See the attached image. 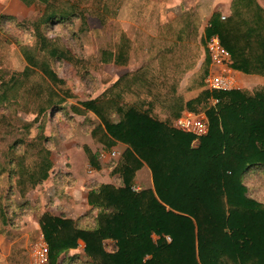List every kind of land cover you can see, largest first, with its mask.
Segmentation results:
<instances>
[{"label": "trees", "instance_id": "obj_1", "mask_svg": "<svg viewBox=\"0 0 264 264\" xmlns=\"http://www.w3.org/2000/svg\"><path fill=\"white\" fill-rule=\"evenodd\" d=\"M41 2L48 11L44 23L80 17L77 5L57 10L53 0ZM212 36L230 56L231 70L264 78V9L257 0H232L224 19L219 13L211 15L201 40L202 79L210 62L206 41ZM129 49L128 41L122 40L116 52H102L101 61L125 66ZM48 52L54 59L72 63L65 49L52 47ZM40 72L61 83L47 66L41 65ZM130 76L115 81L105 98L81 102V108L69 106L71 114L64 105L72 95L51 90L50 98L35 112L41 121L48 112L54 132L61 121L73 128L75 116L84 118L79 125L87 130L93 123L86 114L94 115L99 124L89 132L92 140L106 149L117 144L126 147L109 166L110 175L119 180L117 185L92 184L87 195L90 209L75 220L48 211L38 215L39 201L31 204L24 197L50 176V147L44 145L50 139L19 140L8 147L0 164V173L7 174V190L0 196L2 225L17 229L23 216L36 213L47 246V264H264V86L202 90L183 104L163 94L160 87H155L150 101L142 99L134 89L137 81ZM15 81L10 77L1 83L2 95ZM143 86L148 88L145 92L154 89L144 80ZM123 95L133 100L125 102ZM211 100L216 104L210 105ZM156 107L168 114L160 118ZM202 110L209 131L193 146L194 138L174 129L172 123L185 112ZM43 126L39 124L40 129ZM24 146L33 149L28 158L20 150ZM83 151L89 165L99 171L95 155L87 147ZM143 166L150 171L152 188L134 192L135 173ZM52 182L58 199H66L65 189L74 185L70 174L59 172L53 174ZM17 192L20 202L14 199ZM79 242L84 245L83 258L68 253ZM106 242L113 243L112 251L105 249Z\"/></svg>", "mask_w": 264, "mask_h": 264}, {"label": "rangeland", "instance_id": "obj_2", "mask_svg": "<svg viewBox=\"0 0 264 264\" xmlns=\"http://www.w3.org/2000/svg\"><path fill=\"white\" fill-rule=\"evenodd\" d=\"M24 1L0 0V16L11 18L6 21L0 17V164L5 160L4 156H6L10 145L19 140L33 142L36 137L41 136L50 139L44 145L45 148L49 145L50 157L52 156L55 163L52 172L59 169V173L63 174V168H60L58 163L65 157L62 153V144L72 142L75 137L81 134L90 138L93 143L92 150L97 152L101 148V144L94 142L89 132L95 129L99 122L95 116L87 113L86 117L89 122L93 120V126H88L87 130H83L79 125L84 121V118L75 116L73 128L61 121L55 127L54 132L48 112L44 114L42 121L41 118L36 119L35 117L39 105L50 98L51 90L55 92L54 94L69 92L72 95V98H68L64 105L67 110L69 106L81 108V102L105 98L106 91L119 76L142 65L135 74L130 76V79L133 78L137 81L134 89L139 93V97L147 96L146 98L152 99L151 94L155 87H160L163 94L171 97L173 93L170 91H177L178 86L167 84L168 87H165L166 81L160 83L157 80L147 81L153 71L149 64L155 59L157 50H161L157 52L164 53L169 51L168 55L178 56L172 62L175 70L185 69L182 67L184 64L187 66V63L183 62L182 56L187 48L183 46L187 44L186 41L190 45L195 43L196 45L192 46L197 47V51L201 48L203 53V47L198 44L199 40L196 39L197 26L201 34L212 0H56V3L53 0V5L57 10H69L68 6L77 5L75 6L76 13L80 16L79 18L71 17L63 23L56 22L55 24L44 23L43 18L48 11L41 0ZM191 1L195 5L190 6ZM222 1L227 3L228 0ZM96 14L100 15L101 17H99L103 18V21ZM193 16L197 18L198 23H194ZM173 17L175 21L170 23L169 21ZM166 22L168 23L165 24ZM175 26L176 28L172 30ZM187 27H190L189 31L191 32H188L191 34L189 38L186 37V33H182V30H186ZM177 29L179 30L176 31ZM125 39L130 45L127 62L129 63L131 57L129 69L121 68L123 69L121 70L112 63H103L101 58L104 56L101 53L116 52L121 41ZM52 47L59 50L65 49L72 63L49 56L48 51ZM27 58L36 64L35 68ZM145 63L148 64L143 66ZM41 65L47 66L48 70L56 76V80L61 83L46 79L40 72ZM201 72L202 67L191 76V81L183 88L184 91L198 90L200 93L205 90L200 77ZM181 75H183L182 72ZM10 77L16 79L15 84L9 90L4 89L6 92L2 95L4 86L1 83L8 81ZM173 77L174 81L180 82L183 76L175 73ZM143 80L149 82V85L154 89L145 92L148 88L140 87ZM234 87L247 90L237 80ZM123 98H125V102L133 100L127 95H123ZM161 108L156 107L154 110L160 118H164L168 113ZM69 112L68 110V114H71ZM113 119L115 120V118ZM39 124L44 125L42 129L39 128ZM27 127L29 128L27 129ZM81 138L83 137H78V140ZM20 150L27 154V158L33 151L32 148L27 150L25 146L20 147ZM71 157L73 159V155ZM65 160L67 161V158ZM111 163H105L102 166L103 172L100 173L102 176L109 173ZM6 182L7 174L0 173V196H3L7 190ZM45 182L41 185L40 194L44 203H48V200L51 201L48 208H53L54 189L52 184V188L47 189L48 184L45 185ZM137 186L142 188L140 185ZM16 195L14 199L17 200L16 202H20ZM41 206L39 205V207ZM0 233H3L1 229ZM17 236L16 239L20 240V246L15 249V252L19 251L27 256V253L37 255L44 250L42 237H38L37 234L29 237L28 241L21 239L22 235ZM5 242L7 243V240ZM3 245L5 249L6 244ZM105 249L112 251L113 243L106 242ZM42 253L45 254V251ZM77 255L83 258L82 253ZM29 264H33V262Z\"/></svg>", "mask_w": 264, "mask_h": 264}, {"label": "crops", "instance_id": "obj_3", "mask_svg": "<svg viewBox=\"0 0 264 264\" xmlns=\"http://www.w3.org/2000/svg\"><path fill=\"white\" fill-rule=\"evenodd\" d=\"M231 1L232 0H228L227 3H224L222 0H212L211 1L210 5H209L210 10H209L208 18L204 24V27L201 30V34H200L199 28L197 26V37H196V39L199 40L198 44L201 45V40L203 39V36H204V30L208 25V21H209L211 15L213 13H219L221 15V19L227 17L230 14V3H231ZM257 3L259 4V6L262 9H264V0H257ZM191 5H195V3L193 1H191L190 6ZM200 5H201V2H200ZM167 7H169V6H167ZM201 7H203V6H201ZM196 19L197 18L195 16H193L194 23H198L197 22L198 20L196 21ZM174 21H175V19L173 17L171 19V21H169V22L173 23ZM186 21H188V18H186ZM167 23L168 22H166L165 24H167ZM177 25H179V22ZM175 28H176V26L174 28H172V30H174ZM189 29H190V27H187L186 30L183 29L184 33H186L187 38H189L191 35L190 34L191 32L189 31ZM178 30L179 29H177L176 31H178ZM188 32H190V33H188ZM207 41H206V44H207ZM186 43L187 44H184L183 46L187 47V48L185 49V52L182 56L183 62L187 63V66L184 64L182 67L185 69L178 71V70H175V68L172 66V62L175 59H177L178 56L168 55L169 51H166L164 53V52H157V51H161V50H157L155 52V59L152 60L149 64V66L153 70V71H151L152 74H151L150 78L147 79V81H150V82L151 81L154 82L157 80L159 83L162 81L163 82L166 81L165 87H168L167 84H170L171 86L174 85V87L178 86L177 91L176 90L170 91L173 93V95H171V97L179 98L183 104L190 101V100L195 99L199 95L198 90L184 91L183 88L189 84V82L191 81V76H193L199 70H201L202 64L205 60V51H204V47L202 45L201 46L203 47V53L201 52V48H199V51H197V47L192 46V45H196L195 43H193L192 45H190L188 43V41H186ZM207 55H208V53H207ZM130 61H131V57H130L129 63H127L125 66H117V67H119V69L123 68L125 70L126 69L128 70L129 66L131 64ZM209 61H210V59H209ZM148 63L143 64V66L147 65ZM189 65H191V67H188ZM140 67H138L134 70H128L127 72H125L121 76H119V78L122 77L123 75H126V74L132 75V74L136 73L140 69ZM123 69H121V70H123ZM210 69H212V68H211L210 62H209L208 71ZM227 71H229L230 75L233 76V78H235V80H237L238 83H242L246 87L247 90H252V88H254L258 85L264 86V78H262V77L244 75V74H241V73H238V72L231 70V68H228ZM181 72L183 73V75H181ZM175 73L179 74V76H183L180 82L178 80L174 81L173 75ZM204 78L202 79V84L204 83ZM117 80H115V81H117ZM155 85H156V83H155ZM203 86H204V84H203ZM141 98L144 100L150 101V98H146V97H141ZM91 121L93 122V120H91ZM78 137H83V138H81V140H78ZM192 145L196 146V144H194V143ZM86 146L89 150L90 149L92 150L93 143L91 142V140L88 136L81 135V134H79L77 137H75V139L72 142L69 141V142H65L62 144V147H63L62 153H64L65 157H63V160L61 162L58 161V163L60 165V168H63V173L64 174H70L74 180V185L72 187L65 189V193L67 195L66 199H58L57 197H55V200H54L55 202L53 204V208H50V207L48 208L49 204L51 205V201L48 200V203H44L43 197L40 194L41 187H42L41 184L37 185L35 188L30 190L25 195L24 199L29 201L31 204H33V202L35 200H38L39 204L42 205L39 208L38 215H40L41 213H43L45 211H48L55 216H59V215L63 214L68 219L75 220L77 217L85 214L90 209L88 204H87V195L89 192V188L92 184H111V185H115V186L117 185L119 180L117 179L116 175H113V176L110 175V170H109V173H107V175H105V176H102L100 174L103 172L102 166L105 163L106 164L110 163V160H105L104 162L99 161L97 158V152L101 149H106V148H104L101 145V148L99 150H97V152L90 150L91 153L95 155V158H96L98 164L100 165L101 169L99 171H97V170H94L89 165L88 159H87V157L83 151V147H86ZM60 149L61 148L59 147V150ZM110 149L116 151L119 154V156L121 157V155L125 151L126 147L122 144H117V145L111 147ZM72 155H73V159L71 157ZM66 158H67V161L65 160ZM50 161L52 164V168L50 171V176L45 182V185L48 184L47 189L53 187V182H52L53 172H59V169H55V168H54L55 170H53V172H52V169L55 165L54 161L52 160V156L50 157ZM66 164H67V167H66ZM88 170H91L92 172L89 173ZM60 171H62V170H60ZM51 184H52V187H51ZM137 185H140V187H142L141 189L152 188V180H151L150 171L148 170V168L146 166H143L141 169H139L135 173L134 186H137ZM53 189H54V187H53ZM141 189L139 188V190H141ZM16 196H18V198L20 199L18 192H17ZM38 215L36 213H31V214H27V215L23 216L21 219V222H20V226L17 229H11V228L5 227L0 222V229L3 232L2 234L0 233V263L1 264H26V263L29 264V263L33 262V254L27 253V256H24V253H22V252H19V251H18L19 253L15 252V249L20 246V244H19L20 240H18L16 238L18 237L17 235H22L21 239H25V241H28V240H30L29 237H31L33 234H37L38 237L39 236L41 237V232H40L39 227H38ZM4 239L7 240V243L5 242ZM4 243L6 244L5 249H4V245H3ZM79 244L83 245L82 242H79L78 245ZM68 253L70 255L71 254H80V253H82V251L76 252V250H71ZM45 264H47V262Z\"/></svg>", "mask_w": 264, "mask_h": 264}, {"label": "built area", "instance_id": "obj_4", "mask_svg": "<svg viewBox=\"0 0 264 264\" xmlns=\"http://www.w3.org/2000/svg\"><path fill=\"white\" fill-rule=\"evenodd\" d=\"M224 19V18H222ZM206 51L210 59V69L204 78V89L208 91H229L236 89L234 87L235 79L230 75L228 68H230L231 60L228 53L221 47L219 40L216 36L209 38L206 44ZM216 104L215 100L210 101V105ZM172 126L174 129L190 134L193 138L194 144L198 140L207 135L209 131V123L206 118L205 112L201 111L198 114L184 113L177 118ZM99 161L110 160V162H117L120 159L119 154L111 149H101L97 152ZM91 173V170H88ZM132 191L138 192L137 186H132ZM42 237V234H41ZM43 240V237H42ZM169 242V238H166ZM44 242V240H43ZM84 245L79 244L76 252L83 251ZM45 251V254L42 253ZM40 251L37 255H33V264H45L47 262V246L44 242V250Z\"/></svg>", "mask_w": 264, "mask_h": 264}]
</instances>
